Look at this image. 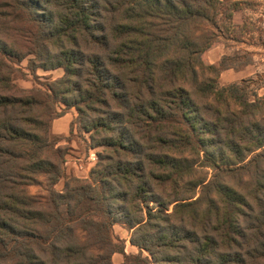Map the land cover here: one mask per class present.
Listing matches in <instances>:
<instances>
[{"label": "trees", "instance_id": "16d2710c", "mask_svg": "<svg viewBox=\"0 0 264 264\" xmlns=\"http://www.w3.org/2000/svg\"><path fill=\"white\" fill-rule=\"evenodd\" d=\"M238 5L0 0V264H115V252L119 264H264V127L221 113L237 99L241 110L228 112L253 111L237 83L197 82L219 66L202 56L212 35L195 28L227 29ZM28 54L30 68L63 75L45 90L3 88L7 59ZM58 103L100 147L87 178L66 175L52 139ZM197 162L209 179H187ZM41 182L44 194L29 191Z\"/></svg>", "mask_w": 264, "mask_h": 264}, {"label": "rangeland", "instance_id": "374dc122", "mask_svg": "<svg viewBox=\"0 0 264 264\" xmlns=\"http://www.w3.org/2000/svg\"><path fill=\"white\" fill-rule=\"evenodd\" d=\"M225 1L226 3H239L238 8L232 12L230 28L228 27L229 22L226 23L227 29L223 26L220 29L214 28L209 24L208 26L204 24L195 28L196 34L207 33L212 35L210 36L215 42L204 51L202 56L206 64L219 66L217 70L213 68L198 70L197 82L200 85L202 82L211 81L216 88L229 83H237V91L242 96V99L254 103L253 111L247 112V114L243 112H228L241 110L240 101L237 99V101L228 100L229 106L226 103L221 104L219 107L221 113L228 116L232 113L240 117L241 121L239 123L236 121L235 126L241 125L243 127L245 124L253 128L255 124H261L264 127V0ZM208 29L211 31H207ZM31 57L33 56L28 54L20 60L7 59L12 68L5 75L8 77L6 78V84L2 85L3 88L12 85L18 92L34 89L45 90L47 89L46 84L63 75L64 71L62 68H30L29 59ZM207 100L210 101L211 99ZM64 108V104H57V112H60L61 115L52 119L50 133L52 139L56 141V146H60L65 151L64 166L66 175L68 177L87 178L90 168L98 159L97 152L100 147L93 148L89 146L91 144L90 135L82 129L76 109L65 108V110H68L64 112ZM261 150L263 148L250 153L245 162H248L251 158L260 159L257 153ZM93 156H95V159L92 158ZM260 164L264 169V158ZM212 173V169L197 162L194 173L187 179L192 181L202 177L209 179ZM245 179L246 177L240 185L236 183L237 180H235L236 182L229 180L228 183L241 188L246 184ZM63 184L64 178L60 179L56 184V188L61 189ZM187 184L185 185L186 188ZM180 190L184 192L181 188ZM198 190L199 188H197ZM29 191L31 193L44 194L45 182H41L40 185H30ZM185 193L191 194L187 192V189ZM113 230L115 236L124 242L126 253L138 252L137 247L129 242L131 232L129 228L116 223L113 225ZM143 254H147V252L143 251ZM123 259V255L119 252H115L112 255V261L115 264L121 263Z\"/></svg>", "mask_w": 264, "mask_h": 264}, {"label": "built area", "instance_id": "2783aa9c", "mask_svg": "<svg viewBox=\"0 0 264 264\" xmlns=\"http://www.w3.org/2000/svg\"><path fill=\"white\" fill-rule=\"evenodd\" d=\"M92 158H94V159H95V156H93Z\"/></svg>", "mask_w": 264, "mask_h": 264}]
</instances>
